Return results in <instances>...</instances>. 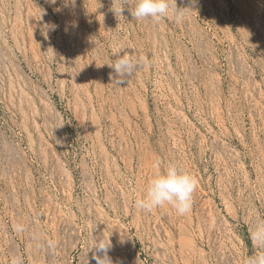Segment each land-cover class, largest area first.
Masks as SVG:
<instances>
[{"label": "rangeland", "instance_id": "rangeland-1", "mask_svg": "<svg viewBox=\"0 0 264 264\" xmlns=\"http://www.w3.org/2000/svg\"><path fill=\"white\" fill-rule=\"evenodd\" d=\"M132 3L0 0V264H96L97 236L113 264H245L257 250L264 0H170L158 21ZM175 5L191 8L180 24ZM117 48L150 66L116 84ZM157 160L194 176L190 213L135 208Z\"/></svg>", "mask_w": 264, "mask_h": 264}, {"label": "clouds", "instance_id": "clouds-1", "mask_svg": "<svg viewBox=\"0 0 264 264\" xmlns=\"http://www.w3.org/2000/svg\"><path fill=\"white\" fill-rule=\"evenodd\" d=\"M52 2L55 3V0H52ZM196 2L197 0H192V3ZM114 4L113 10L115 14L117 16L123 15L125 7H115ZM170 7H172L170 0H133L131 7H128V9L132 17L137 21L148 18L158 21L169 16ZM187 9L191 8L178 9L177 5H175L174 20L177 24L184 21L185 10ZM113 56L116 57L114 63L107 65L114 69L116 74L114 82L118 85L125 82L128 83L129 80L127 78L134 76L141 69L148 68L151 64V60L147 55L137 54L135 49L132 52H128L123 48H117L113 50ZM154 167L157 171L149 179L143 196L134 201L135 208L151 212L153 209L170 205L181 216L190 213L193 193L196 189L194 176L175 162H169L161 168L160 161L157 160L154 163ZM13 230L23 232L24 226L22 224H13ZM249 236L253 248L257 250L245 260V264H264V222L250 229ZM47 243L49 248H55L56 246L54 240H48ZM111 247V241L109 243L102 236H97L91 248V251L94 250L92 258L96 261V264H113L112 259L108 255ZM11 264H20V262L13 258Z\"/></svg>", "mask_w": 264, "mask_h": 264}]
</instances>
